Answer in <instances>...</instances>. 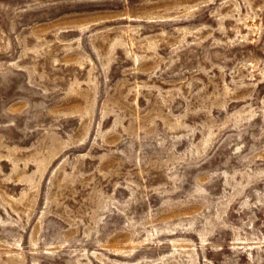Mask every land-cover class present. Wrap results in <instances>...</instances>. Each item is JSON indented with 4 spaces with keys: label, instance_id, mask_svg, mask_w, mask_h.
Masks as SVG:
<instances>
[{
    "label": "rangeland",
    "instance_id": "374dc122",
    "mask_svg": "<svg viewBox=\"0 0 264 264\" xmlns=\"http://www.w3.org/2000/svg\"><path fill=\"white\" fill-rule=\"evenodd\" d=\"M0 264H264V0H0Z\"/></svg>",
    "mask_w": 264,
    "mask_h": 264
}]
</instances>
